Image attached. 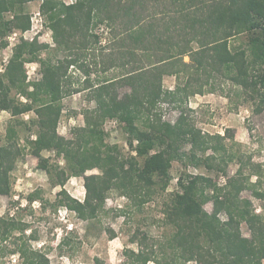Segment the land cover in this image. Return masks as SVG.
Instances as JSON below:
<instances>
[{"label": "trees", "instance_id": "16d2710c", "mask_svg": "<svg viewBox=\"0 0 264 264\" xmlns=\"http://www.w3.org/2000/svg\"><path fill=\"white\" fill-rule=\"evenodd\" d=\"M32 1L36 0H0V48L7 46L8 33L30 28L26 5ZM37 1L56 49L68 54L63 59L42 57L43 51L54 48L37 37H21L0 72V110L12 117L35 113L30 121L37 129L27 142L50 184L61 187L54 205L88 220L100 213L106 193L114 188L139 209L154 193L166 189L172 162L177 161L185 170L177 177L161 210L162 222L172 228L171 234L150 247L148 236L135 231L129 240L138 248H126L121 264H262L264 214L256 212L251 199L243 197L242 192L248 189L264 202L263 169L259 164L250 165L248 158L251 168L245 171L242 155L224 143L227 134H209L195 125L182 105L189 95L202 90H188L190 80L183 86L176 83L173 89H164L162 77L178 76L187 68L209 76L216 72L234 85L237 96L250 102L252 112L264 111V0ZM118 17L124 19V40L131 44L125 52L128 60L121 64L126 66L134 60L136 48L142 51L145 61L131 65L121 75L108 76L105 71L110 66H103L106 59H113L108 55L101 62L100 76L91 79L88 66L78 62L79 55L69 52L76 45L86 48L96 44L98 35L92 28L99 23L111 26ZM231 39L240 40L233 45ZM185 55L188 61H184ZM26 62L38 63L37 79L27 80ZM74 64L85 72L84 85L95 105L84 109V124L72 127L71 137L66 138L58 134L57 124L62 98L79 91L66 87L68 67ZM119 86L129 90L119 96ZM13 90L25 100L12 95ZM160 102L180 109L174 121L162 119ZM113 118L122 124L135 155L124 157L117 145L105 141L102 124ZM16 119L8 123L6 142L0 145V195L10 193L11 171L23 152L16 130V124L23 122ZM43 150L55 151L63 165L41 156ZM232 161L238 166L227 175L226 166ZM187 166L214 170L225 180L218 184L214 177L188 172ZM93 169L98 172L86 174ZM252 175L256 181H251ZM70 176L83 177L82 201L64 188ZM26 198L29 202L41 199L38 190ZM208 202L212 205L210 211L204 207ZM242 223L249 236L242 234ZM27 225L15 216L0 215V250L6 248L2 242L17 230L11 242L14 248L8 249V254L18 253L21 264H49L44 252L31 247L28 240L33 236H25Z\"/></svg>", "mask_w": 264, "mask_h": 264}, {"label": "rangeland", "instance_id": "374dc122", "mask_svg": "<svg viewBox=\"0 0 264 264\" xmlns=\"http://www.w3.org/2000/svg\"><path fill=\"white\" fill-rule=\"evenodd\" d=\"M63 1L70 2V0ZM39 3L40 1L36 0L26 5V10L31 16V23L35 22L33 16L37 9L39 10ZM9 15L10 13H6V17H10ZM41 19L43 26L38 32V40L48 43L49 46L54 48L43 51L41 56L63 59L68 51L56 49L51 31L45 26L42 15ZM117 20L111 26L99 23L92 28L93 33L98 35L96 44L90 43L86 48L76 45L69 52L72 55H79L78 62L84 63L85 67L88 66L91 79L100 76L101 62L108 55L113 58L112 61L106 59L103 63V66L105 63L110 66L105 71L108 76L121 75L131 65L141 64L145 61L142 51L136 48L133 56L134 60L127 63L126 66L121 64L123 60H128V55L125 52H127L128 47H131V44L129 41L125 42L124 40V19L120 17ZM7 36H5L7 46L0 48V72L4 69L11 48L19 41L18 38L9 39ZM88 39L91 38L88 37ZM239 40L231 39L230 43L234 45ZM188 60L189 58H187ZM115 63L119 65L114 66ZM25 67L27 80H34L40 76L37 62H26ZM67 75L66 87L78 89L79 91H73V93L62 98V114L57 124V132L69 138L72 135V127L84 124V109L94 107L95 101L89 97V90L85 88L86 74L82 68L77 64L69 65ZM173 76L175 78L167 74L163 75L162 85L164 89L171 90L176 83L183 86L190 80L188 90H202L201 93L189 95L182 105V108L186 110L195 125L202 132L209 134H227L224 143L236 153L242 155L245 171L249 172L251 168L247 161L249 158V164H259L264 173V111L260 113L252 112L250 102L237 96L234 92V85L216 72L209 76L203 72L197 74L187 68L181 71L178 76ZM167 78L174 81L170 84ZM128 90L127 86L117 88L119 96ZM11 94L22 101L25 100L23 96H19L18 93L15 94L14 90ZM159 109L162 119L170 122L176 119L180 111L179 108L164 102L159 103ZM33 116H35L33 111L12 117L8 111L0 110V145L6 142L5 132L8 123H14L16 118L23 122V124H16L18 146L23 148V152L17 158L11 171L12 186L10 193L0 195V215L8 216V209L18 202L13 199V196L18 195L19 198H22L38 190L41 199H37L34 207L30 204L25 207L19 206L15 218L28 224L25 226V236H33L28 240L31 247L44 252L49 264H121L125 259L124 250L126 248L134 250L138 248L136 243L129 240L135 231L139 230V232H143L148 236L147 241L152 244L150 247L171 234L172 228L162 222L163 214L161 210L164 202L169 199L170 192L175 188L177 177L185 170L179 162H172L170 168L171 179L166 189L154 193L139 209L130 203L126 195L113 188L106 193L104 206L100 213L94 218L83 220L72 210L64 206L54 205L56 194L61 187L50 184L46 172L38 167L37 158L30 153V144L27 142V140L34 138L37 129V126L30 121ZM102 128L106 135L105 141L110 145H117L122 156L135 155V151L128 144L127 134L119 121L114 118L107 119L102 124ZM133 144H135V141ZM185 149H188V146ZM207 153H211V150H208ZM40 154L48 158L50 162H58L63 165L62 158L57 157L55 151L43 150ZM237 166L236 161L229 162L226 166L227 175H232ZM186 170L193 174L201 173L214 177L217 179L218 184H222L224 182L222 179H225L221 173L208 170L203 166H187ZM93 172H98V170H89L86 174ZM250 178L251 181L257 180L255 175ZM83 183V177L70 176L66 180L64 188L69 194L82 201L85 196ZM242 196L250 198L254 210L257 209L259 213L264 214V202L254 197L250 190L245 189ZM204 207L210 211L212 208L211 202L205 203ZM120 209L123 212H120ZM221 217L223 218L224 215L221 214ZM240 228L243 235L249 236V230L244 223L240 225ZM18 232L17 230L13 231L10 237L2 242V245H5L6 248L3 247L0 250V264H21L18 253L8 254L7 251L14 248V244L11 242ZM111 234L114 235L113 238L110 237ZM63 240H66V242L63 243ZM147 264L157 263L149 261ZM186 264L195 263L188 261ZM262 264H264V259Z\"/></svg>", "mask_w": 264, "mask_h": 264}, {"label": "built area", "instance_id": "2783aa9c", "mask_svg": "<svg viewBox=\"0 0 264 264\" xmlns=\"http://www.w3.org/2000/svg\"><path fill=\"white\" fill-rule=\"evenodd\" d=\"M70 2H73V0H70ZM67 2V3H70ZM35 17V22L31 23V26L29 29L21 32L18 30H14L12 31L7 37L12 38V39H20L21 37L25 40H32L34 37L38 36V32L41 30L43 24H42V19H41V13L40 11L37 9V11L35 12V15L33 16ZM38 39V37H37ZM223 181L225 180L224 178L222 179ZM13 199H16V201H18V203L14 204L13 207L8 209V215L11 217H14L19 206L21 207H25L27 204H30L32 207H34L35 203L37 202V200H33L31 202H29V200H27L26 196H23L22 198H19L18 195L17 196H13ZM256 212H258V210H255Z\"/></svg>", "mask_w": 264, "mask_h": 264}, {"label": "crops", "instance_id": "0c3cea01", "mask_svg": "<svg viewBox=\"0 0 264 264\" xmlns=\"http://www.w3.org/2000/svg\"><path fill=\"white\" fill-rule=\"evenodd\" d=\"M187 58H188V56L185 55V56H184V61H187ZM167 75L172 76V78H175V77L173 76L174 74H167ZM164 78H165V77H164ZM168 78H169V77H168ZM168 78H167V81L169 80L170 82H169V81H168V82L171 84L174 80H171V79H168ZM175 83H176V81H175ZM175 83H174V84H175ZM203 96H205V95H203Z\"/></svg>", "mask_w": 264, "mask_h": 264}]
</instances>
